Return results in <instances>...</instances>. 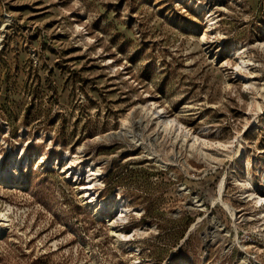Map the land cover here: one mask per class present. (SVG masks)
<instances>
[{
	"label": "rangeland",
	"instance_id": "1",
	"mask_svg": "<svg viewBox=\"0 0 264 264\" xmlns=\"http://www.w3.org/2000/svg\"><path fill=\"white\" fill-rule=\"evenodd\" d=\"M0 154V264H264V0H0Z\"/></svg>",
	"mask_w": 264,
	"mask_h": 264
},
{
	"label": "bare ground",
	"instance_id": "2",
	"mask_svg": "<svg viewBox=\"0 0 264 264\" xmlns=\"http://www.w3.org/2000/svg\"><path fill=\"white\" fill-rule=\"evenodd\" d=\"M214 22V20H212L211 22H210V24H212ZM208 28H213V25H209V27ZM203 41H206L207 40V34L205 33L204 35H203ZM244 61V60H243ZM157 114H160V113H164V110L163 109H161V110H157V111H155ZM155 113V114H156ZM158 116V115H157ZM160 117H161V115H160ZM174 121H176V119H174ZM166 125H170V123L168 122V121H166ZM181 125V124H180ZM184 126V125H183ZM182 126H180L179 128H178V130H181L180 128H181ZM185 135H187L186 133H185ZM22 152H24V149L22 150ZM21 152V153H22ZM2 154H0V166H1V162H2ZM21 158H23V156H20L19 157V159H21ZM88 177L90 178V179H92V178H95L97 175H99L100 174V169H94V168H89L88 169ZM13 173H15V175H18L19 174V172H18V170L16 171V172H13ZM2 177H5V179L7 180V181H13L12 180V175H11V173H10V171H7V172H5V174L3 173V172H1V169H0V180L1 181H3L4 182V178H2ZM93 181V180H92ZM92 181H89L88 182V184H90L89 185V187H87V186H83V188H84V190H87V192H85L86 193V195L88 196V198L90 197V202L91 203H94V204H96V206H98V208H97V212H98V214L101 212V210L102 209H104V204H103V202H102V204L100 203V201L96 198V195H95V192H92L93 191V189H94V185H92L91 183H92ZM243 184H245V185H247V181H245ZM91 190V191H90ZM94 195V196H93ZM247 197H251L252 198V200H254L257 204H260V205H263V201H264V197L263 196H258V197H254L253 196V193H249L248 195H247ZM220 199L224 202V204L229 208V209H231V210H233V208H232V206H231V204H228L227 202H225L224 200H223V198L222 197H220ZM119 202H121V203H123V201L121 200V199H119ZM121 207H122V213L123 212H127L128 210H129V208L128 207H125V205H124V203L123 204H121ZM263 211V213H264V210H262ZM234 214V213H233ZM123 215V214H122ZM127 215V214H126ZM117 222H118V220L116 219V220H114L113 222H111V226L114 228V230H113V234L117 237V239L121 242V241H129V240H131V237H132V235H128V234H126V233H124V232H121V231H119L118 229H116V227H118L119 225L117 224ZM142 233V232H141ZM138 264H140L141 263V261L140 260H137L136 261Z\"/></svg>",
	"mask_w": 264,
	"mask_h": 264
}]
</instances>
